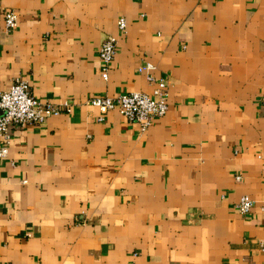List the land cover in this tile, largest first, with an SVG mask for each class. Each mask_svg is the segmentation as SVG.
<instances>
[{
	"label": "crops",
	"instance_id": "crops-1",
	"mask_svg": "<svg viewBox=\"0 0 264 264\" xmlns=\"http://www.w3.org/2000/svg\"><path fill=\"white\" fill-rule=\"evenodd\" d=\"M0 7L17 14L11 33L0 21V93L20 79L39 102L70 105L11 129L0 264H264V0ZM144 63L166 81L164 116L143 133L116 112L100 120L86 101L148 94ZM242 195L253 201L245 216L234 208Z\"/></svg>",
	"mask_w": 264,
	"mask_h": 264
},
{
	"label": "built area",
	"instance_id": "built-area-1",
	"mask_svg": "<svg viewBox=\"0 0 264 264\" xmlns=\"http://www.w3.org/2000/svg\"><path fill=\"white\" fill-rule=\"evenodd\" d=\"M0 21L6 33L14 31L17 14L14 10L0 7ZM115 29L120 36L125 30V21L119 17L115 21ZM117 35V36H118ZM117 38L109 36L104 39L98 48V60L101 64L100 78L107 79L108 71L116 52ZM154 66L144 63L137 68L138 73H144L145 81L150 86V92H132L115 97H94L86 103L95 108L101 117L107 112H116L117 115L130 123L135 124L143 133L151 122L164 116L166 113L167 85L162 78L152 75ZM264 104V100H262ZM70 105L63 103L61 107L51 103L39 102L30 94L28 84L15 79L7 90L0 93V160L5 158L11 138V129L22 126H37L43 124L48 118L69 113ZM240 180L239 176L235 177ZM253 207V201L246 195L240 196L234 208L238 215H247ZM259 251L264 254V241L258 245Z\"/></svg>",
	"mask_w": 264,
	"mask_h": 264
}]
</instances>
